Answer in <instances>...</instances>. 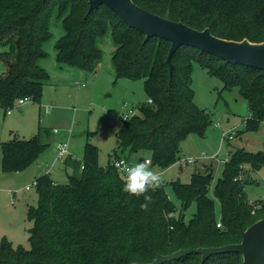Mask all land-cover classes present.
<instances>
[{
	"label": "trees",
	"instance_id": "1",
	"mask_svg": "<svg viewBox=\"0 0 264 264\" xmlns=\"http://www.w3.org/2000/svg\"><path fill=\"white\" fill-rule=\"evenodd\" d=\"M133 1L151 13L192 28L208 27L221 38L264 41V0ZM53 17L63 28L54 42L59 63L94 70L102 56L97 41L109 32L116 77L143 81L148 100L118 128L119 151L113 158L128 159L129 153L142 150L151 165L164 169L179 160L183 137L203 134L210 119L193 101L190 73L194 61L219 76L226 87L238 86L250 113L247 127H256L264 120V70L231 65L216 55L181 45L172 54L169 75V40L156 36L145 39L105 5L88 10L87 0H0L3 110L23 97L40 101L48 75L38 61L46 54L43 44L51 38ZM41 131L39 127L30 138L1 141L0 170L18 172L35 161L48 145L41 140ZM263 162L261 152L241 149L224 161L222 175L213 188L220 206L217 219L209 196L212 163L193 172L188 182L171 181L177 205L168 197L165 183L141 195L123 191L125 174L111 162L99 165L96 146L87 141L80 160L72 161L73 172L66 183L54 182L46 172L36 177L37 201L26 209L31 222L30 247L13 246L1 238L0 264L149 263L158 254L181 248L239 242L242 231L264 217V200L255 205L244 191L248 181L245 165L258 169ZM145 195L150 200L145 201ZM145 203L148 206L141 207ZM192 203L195 209L187 217ZM200 261L201 255L191 252L161 264H242V257L238 252H218Z\"/></svg>",
	"mask_w": 264,
	"mask_h": 264
},
{
	"label": "rangeland",
	"instance_id": "2",
	"mask_svg": "<svg viewBox=\"0 0 264 264\" xmlns=\"http://www.w3.org/2000/svg\"><path fill=\"white\" fill-rule=\"evenodd\" d=\"M50 32L51 38L43 44L46 54L38 61L48 75L40 101L29 99L18 104L15 100L9 112L0 108V141L14 137L30 138L41 127V140L48 144L39 157L23 170H0V239L4 237L13 246L20 245L26 249L30 247L28 228L31 225L26 218V209L37 201L32 183L38 171L42 167L49 168L50 177L60 184L66 183L68 175L73 172L72 165L65 166L64 158L56 159L55 143L67 142L68 151L81 158L83 146L88 141L96 146L97 162L104 166L119 151L116 132L124 115L137 113V106L148 100L142 79L116 77L111 61L114 44L109 32L97 41L102 56L92 71L59 63L54 42L63 34V28L55 17L50 21ZM190 78L193 101L208 114L210 121L202 135L191 133L180 140V158L175 163L164 169L157 165L149 166L160 176L161 183H165L168 197L178 205L171 181L188 182L193 172L212 163L214 170L209 196L214 200L215 216L219 219L220 206L213 188L222 175L224 161L236 149L264 154V120L256 127H247L246 119L250 113L238 86L226 87L223 80L211 74L206 66L192 62ZM128 156L134 165L145 160L148 154L139 150ZM245 169L248 181L244 191L248 200L256 205V201L264 200V162L258 169L248 164ZM194 209L195 204L192 203L186 216L189 217Z\"/></svg>",
	"mask_w": 264,
	"mask_h": 264
},
{
	"label": "water",
	"instance_id": "3",
	"mask_svg": "<svg viewBox=\"0 0 264 264\" xmlns=\"http://www.w3.org/2000/svg\"><path fill=\"white\" fill-rule=\"evenodd\" d=\"M87 2L88 10L105 5L126 25L142 32L145 39L156 36L169 40L171 44L166 56L169 75L172 71V54L181 45L216 55L231 65L241 64L264 70V41L221 38L213 35L208 27L200 30L192 28L181 21H173L151 13L135 4L133 0H87ZM229 251L238 252L242 257V264H264V217L245 228L239 242L217 247L181 248L167 255L158 254L149 263L133 264H161L191 252L199 253L200 262L203 263L214 253Z\"/></svg>",
	"mask_w": 264,
	"mask_h": 264
},
{
	"label": "clouds",
	"instance_id": "4",
	"mask_svg": "<svg viewBox=\"0 0 264 264\" xmlns=\"http://www.w3.org/2000/svg\"><path fill=\"white\" fill-rule=\"evenodd\" d=\"M150 162L140 160L134 165L126 168V174L122 178L124 183L122 190L134 195L147 193L150 189L159 187L161 178L157 172L149 166ZM145 201L150 200V196H144ZM147 203L141 207H147Z\"/></svg>",
	"mask_w": 264,
	"mask_h": 264
},
{
	"label": "built area",
	"instance_id": "5",
	"mask_svg": "<svg viewBox=\"0 0 264 264\" xmlns=\"http://www.w3.org/2000/svg\"><path fill=\"white\" fill-rule=\"evenodd\" d=\"M29 98L28 97H23V98H19L17 99L18 104H23L24 102L28 101ZM10 111V108H7V112ZM131 115V114H130ZM130 115H124L123 120H125L126 118H128ZM56 159H63L65 157H67V155H69V151H68V143L67 142H57L56 143ZM144 161H149V159H145ZM112 165L117 169V171H119L121 174H126V168L129 166H132L130 161L125 158V157H117V158H113L111 161ZM36 181H34L32 184L35 185ZM29 185L26 186V188H28ZM217 226H219V223H217Z\"/></svg>",
	"mask_w": 264,
	"mask_h": 264
},
{
	"label": "crops",
	"instance_id": "6",
	"mask_svg": "<svg viewBox=\"0 0 264 264\" xmlns=\"http://www.w3.org/2000/svg\"><path fill=\"white\" fill-rule=\"evenodd\" d=\"M1 142V141H0ZM57 142H60V141H57ZM56 142V143H57ZM55 143V144H56ZM69 149H70V147H69ZM145 159H148V157H146ZM73 160H77V161H79L80 160V158L78 157V156H74V154L71 152V151H69V155L67 156V157H65L64 159H63V162H64V164H65V166L66 167H69V166H71V163H72V161ZM72 170V169H71ZM49 171V168H41V170H39L38 171V175H40L41 173H48L49 174V176H51L50 175V173L48 172ZM52 180L54 181V182H56L53 178H52Z\"/></svg>",
	"mask_w": 264,
	"mask_h": 264
}]
</instances>
